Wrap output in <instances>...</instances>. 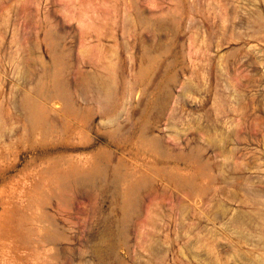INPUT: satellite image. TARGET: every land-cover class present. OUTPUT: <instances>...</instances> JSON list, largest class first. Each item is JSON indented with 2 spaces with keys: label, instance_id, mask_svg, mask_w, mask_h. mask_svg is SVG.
<instances>
[{
  "label": "rangeland",
  "instance_id": "obj_1",
  "mask_svg": "<svg viewBox=\"0 0 264 264\" xmlns=\"http://www.w3.org/2000/svg\"><path fill=\"white\" fill-rule=\"evenodd\" d=\"M0 264H264V0H0Z\"/></svg>",
  "mask_w": 264,
  "mask_h": 264
}]
</instances>
